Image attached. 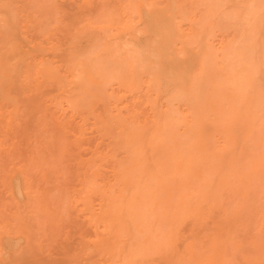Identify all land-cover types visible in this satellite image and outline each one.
<instances>
[{"label":"bare ground","instance_id":"1","mask_svg":"<svg viewBox=\"0 0 264 264\" xmlns=\"http://www.w3.org/2000/svg\"><path fill=\"white\" fill-rule=\"evenodd\" d=\"M12 1L0 0V151L6 150L10 155L16 150L18 142L15 143V139L9 136L11 139L6 141L7 145L6 137L17 125L15 123L21 112H27L22 117H28L38 104L44 105L38 101L44 97V92L50 96L45 109L56 114L54 117L58 119L62 134L54 143L70 132L74 145L76 142L82 144L87 129L99 135L97 142L104 145L103 151L94 153L85 166L78 163L83 169L79 188L78 185L76 189L72 188L69 196L63 194L68 201L63 208L78 211L91 230L87 233L86 239H91L85 248H80L84 246L81 240L78 241L82 254L85 256L86 252L96 250L99 255L93 258L96 263L91 259L95 264H133L142 247L147 248L157 236H150L153 223L150 217L153 214L156 215L154 223L162 219L171 225L195 217L197 225H202L212 216L201 219L202 213L218 208L223 218L233 216L235 231L231 235V225L218 226L211 218L207 233L208 248L193 258L194 264H214L215 261L216 264H226L224 257L228 256L227 251L231 255L238 254L239 259L248 264H264V9L261 0H233L231 5H228L230 0H224L228 4L223 0H125V4H118V14L106 12L100 18H96L95 13L92 14L96 15L94 18L85 14L82 19L78 16L80 19H75L70 27L63 24V20H57L61 13L53 11V1L49 0H40L39 9L42 10L37 16L24 11V15L19 17V26L12 25ZM29 4L32 5V2ZM56 15L59 18L56 19ZM61 26L70 37L67 50L54 38ZM33 30L41 34L40 44L33 43L36 33L30 38L26 36ZM219 31L222 34H219L215 52L211 49V37ZM136 33L147 38L146 46L138 47L142 51L132 44V37L139 35ZM126 36H131L130 41L123 43L122 39ZM116 48L124 51L119 60L124 64L122 71L119 69L122 65L111 63L108 67V62L115 57ZM61 51L68 52L67 61L66 56H61L66 61L63 74L58 71V62L49 60L50 56ZM114 67L119 70H114ZM29 83L33 84V89L32 85L24 88ZM42 87H47V91L50 89L49 93L45 90L40 92L43 95L38 100L37 97L31 99L32 92L37 93ZM113 89L117 91L114 93ZM17 91L28 93L30 100L38 104L34 101L36 105H32L33 102L31 104L22 99L28 104L21 107V95ZM139 96L149 111L146 113L148 111L145 110L144 114L148 117L143 119L139 118L137 111H123L122 106L119 107L122 99L131 97L139 101ZM125 104H122L123 108ZM72 119H78V122L74 130H69L66 125ZM90 120V125H87ZM24 121L28 122V119ZM51 122L48 121L49 126H58ZM48 123H42V127ZM54 136L48 137L49 140L52 141ZM65 138L62 142L67 145ZM30 139L26 138V143H31ZM68 141L72 142L71 138ZM45 143L47 147L52 144ZM57 143L54 147L57 145L59 149ZM63 144L60 146L63 147ZM63 149L67 150L65 146ZM54 151H48L49 155L57 153ZM48 152H45L47 161L50 160L48 166L51 170H48L53 173L59 161L65 162L61 157L65 154L54 157L61 159L57 161L49 158ZM118 152L122 153V157H117ZM31 155L21 159L20 163L9 160L11 155L7 163L0 165V186L14 203L9 206L16 207L11 215H5L7 208L4 211L5 205L0 204V264H7L4 263L6 256L9 252L15 253L21 241L25 240L26 244L33 237L34 243H38L31 236L34 232L31 233V225L23 220L26 217H21L24 211L21 212V195L28 198L29 212L32 208L31 212L43 208L45 215L50 211V201L48 204L42 202L46 188L41 191L34 189L26 177L24 182L21 181V176H26V164L35 163L33 169L43 170V173L47 170L39 167L35 151ZM35 159L37 162H34ZM52 160L57 162L53 168ZM39 188L42 187L39 185ZM68 189L71 190L69 185ZM223 200L227 201L229 208L224 206ZM44 211L39 210L40 213ZM22 215L25 216L24 213ZM40 215L39 218L42 217ZM65 218L60 219L64 221ZM56 231L53 233L58 235ZM48 232L52 236V230ZM167 233L169 240L173 238L174 245L176 235L172 226ZM47 235L45 237L49 238ZM43 242H46V247L51 245L50 241L43 239ZM220 244L224 248H220ZM77 251L69 254L73 255L71 259L74 260ZM16 256L14 258L19 259L23 255L20 257L18 252ZM17 261L10 264L20 262ZM73 263L77 262L74 260Z\"/></svg>","mask_w":264,"mask_h":264},{"label":"rangeland","instance_id":"2","mask_svg":"<svg viewBox=\"0 0 264 264\" xmlns=\"http://www.w3.org/2000/svg\"><path fill=\"white\" fill-rule=\"evenodd\" d=\"M9 1L11 2V0H9ZM14 1H12L13 4L10 3V7H11L10 8V11H13V13H14L13 14L12 12H10V14L12 13V17L14 19V21H11L12 25L15 24L16 26H19V23H20V20H21V18H19V17H22L24 15V11H26L27 14H32V15H35V16H37L39 13H41L42 8L39 9V7L41 6L40 0H36V1L35 0H22V1L21 0H16L15 3L18 2L17 4H15ZM30 1L32 2V5L29 4ZM37 1H38V4H36ZM78 1L79 0H76V1L75 0H49V2H52V4H51L52 6L51 5H49V6H51L52 8L54 6L53 11H56V12L58 11V12L61 13V15H59L60 18H59V16L56 15V19L59 18V19H57L59 22H62V20H63L62 23L63 24H68V27H70L73 24V22H74L75 19H80V18L82 19L83 16H85V14H86L87 17L89 16V17H92V18H94V16H96V15H97L96 18H100V16H102V15L104 16L106 14V12L107 13L108 12H112V13L114 12V13L118 14L120 12L119 11L118 4H120V3L125 4V0H122V1L121 0H116V2H115V0L114 1H112V0H91V1L90 0H81L80 2H78ZM226 1L229 2V0H226ZM20 2H22V3H20ZM27 2H28V4H27ZM111 2H112V4H111ZM228 2H225V3L228 4ZM232 2H233V0H230V2H229L228 5H231ZM53 3H57L58 5L57 4H53ZM115 3H117V5ZM89 4H91L92 7ZM91 9H92V11H91ZM20 10L21 11L23 10V11L20 12ZM64 11L65 12H68V13H65ZM76 11H77V13H74ZM116 11L117 12L119 11V12L117 13ZM81 12H82V14H81ZM83 12H85V13H83ZM98 12H99V14H98ZM93 13H95L96 15H92ZM17 14H18V16H17ZM70 15H72L73 17L70 16ZM78 16L80 18H78ZM117 18H118V16H117ZM11 20H12V18H11ZM64 21H67V22H64ZM0 31H2V29H0ZM57 31L55 32L54 38L58 41V43H60V45L64 44V45H62V47L64 48L66 46L65 47V50H67L69 48V46H70V44L67 43L68 40L70 39V37L68 36L66 30H64L62 26L59 27ZM62 31H64V33H62ZM37 32H39V31L33 30V31H31V33H27L26 36L30 38V37H32L31 34L33 35L34 33H36L35 38L34 37L32 38V40L34 41L33 43H37L38 42V44H40L42 42V37H41V34L40 33H37ZM59 32L62 33V34H60ZM56 33H59V35L56 34ZM214 34H215V36L213 38L211 37V39H212L211 40L212 41L211 49L216 52L217 51L216 48L218 46V39H220L219 34H222V31H219L218 34H217V32L214 33ZM135 35H138V37L136 36L138 39L136 37H132V44H133V46L134 45H135V47L137 46L136 49L138 47L140 48L142 46L145 47L146 46V43L145 42L147 41V38L145 37V35H143L141 33H136ZM135 35H133V36H135ZM131 36H130V38H131ZM60 37L64 38L63 41L62 40L60 41V39H62ZM22 38H23V35H22ZM37 38H38L39 41L37 40ZM130 38H129V36H126L125 38L123 37L122 42L123 43H126V42L130 41ZM43 44H44V42H43ZM141 49H139V50H141ZM121 50H123V49L122 48L121 49H117V48L115 49V52H116L115 57L116 58L114 57L111 61L108 62V67H109V64L111 66V63L112 64L114 63L117 66L122 65V68H119L122 71L124 64L122 63V61L119 62V60L121 58V55L124 54V51H121ZM119 51H121V52H119ZM67 53H68L67 51L66 52L65 51H61V52H59L58 55H54L52 57L50 56V58H49V60H51V61H54L56 63L58 62L57 63V66H58V71H59L60 74H63L62 69H63V71L65 69L64 63H66V61L68 60V56H67L68 54ZM61 56H64V57L66 56L67 57V58H65L66 59L65 62H64L65 59L62 58ZM61 65H64V66H61ZM111 69H112V72H113V68H111ZM116 69H118V67H114V70H116ZM30 85H32V88L31 89H33V84H30V83H29V85L26 84L24 88L25 89H28ZM111 88H114V86H112ZM46 89H47V87H42V88H40V91H38L37 93L36 92H32L33 93V96L30 94L31 95V97H30L31 99H33L34 97L35 98L37 97V100H38V98H40L44 94V97H41L42 100H40L41 98L38 100V101H40V103L43 102L44 105H39L37 101L30 100V98L28 96L29 95L28 93L22 94L20 91H19L20 93H18V91H17V93L21 95V96H19V99L21 100L20 101V104L22 103V106L20 105L21 107H24L25 105H27L30 102H31V104L33 102L32 105H36V103H37L38 104L37 106H39V107H37V106L35 107L34 106L35 107L34 110L29 114L28 117H22L23 115L26 116V113L27 112H25V111H23V112H25L24 114H23V112H21L20 115H18L17 120H16V123H15L17 125L14 124L15 126H13L12 129H11V131H9V134L10 133L11 134L10 135L7 134L8 137H6V140H5V142H6V141H9L11 138L12 139L14 138L15 139V143L18 142V145L17 144L15 145V146H17V148H16V150H14L12 152L13 154L10 153V155L8 154V152L6 150L5 151H0V162H2V163H0V165L4 164V162L7 163V160H8L7 158L10 157L11 155L14 158L11 157V158H9V160H15L14 163H20V161H22L21 159L24 160V157L26 158L27 155H29V154H30V156H32L31 153L33 151H35L37 153V155H35V156L38 158L37 160L40 162V166H39L38 163H36V164H38V166L39 167H42L44 170H46V169L47 170L44 172L45 174L43 173V170H41V168H40L41 171L38 170L39 172H42L41 173V176H40L41 178H40L39 177V172L37 170H34L33 169L36 166V165H34L35 163L26 164L25 165V169H24V174L26 176H21V181L24 182V180H25L24 177H26L27 181H29L32 184V186H33L34 189H37L38 188V189H40L39 191H41L42 189H45L46 188L47 192H46V190L43 191V192L46 193V195L44 196V199H42L43 197L41 199L43 200L42 201L43 204H48L49 203V210L50 211H47V212L48 213L50 212V213H49V215H47L48 214L47 213L46 214L47 217H45L46 216L45 215L46 212L43 210V208H41V209H38L37 208L38 210H36V207H34V209L36 210L34 212H36V214L38 213L37 214L38 216L36 214H34V216H35L34 217L32 215V213H34V212H31L33 210V208H32V210H30V212L28 211V206H29V204H28V198L25 195H23V194L21 195V197L19 199L20 205L22 207L21 212L23 210L26 211V212L23 211L21 213V217H26L25 218L26 221L23 218H21V219H23L24 222H26L27 224H29V226L31 225L30 226L31 233L34 231L31 236H34V239L39 244L36 243L37 244L36 245L34 243V240H32L33 237L28 242H26V244H29V246H25L26 245L25 244V240L21 241V243L19 244V246L16 248L17 251L15 253L12 252V254H11V252H9L10 255L8 254L6 256L4 263H7V264L9 263L10 264L13 261L14 262L17 261L18 258H14V256L17 257L16 254L19 252V256L21 257V255H23L21 258L23 260H25V262H22L21 261L22 259L19 258L20 260L18 259L17 262H19V261L20 262L17 263V264H66V263L67 264H70V263H73L74 260L78 264H83V263L84 264L85 263L87 264L88 262H89L88 264H93L94 263L93 261H95V263H96V260H94L93 258L96 255H98L97 254L98 252H96V250H93V252L89 251V252H86V255L84 256V254H82V251L83 250H80L79 249V247H80L79 244L82 243V246H84V247H80V248H85V245L88 244V240H90L91 238L90 237L89 238L87 237V239H86V236H88L87 233H90L91 230H89L88 227L84 224V222L82 221L83 220L82 219V215L78 211H76L74 209H71V208H70L71 210L70 209L65 210V208H63L64 205L65 206L68 205V201H67L66 197L63 194H65L66 196H69L70 191H72V188L73 189H76L77 188V185H78V188H79V181L82 178V173H83L82 165L85 166V164L88 162L89 158H91L94 155V153L97 154L98 152L103 151V149H104L103 146L104 145L102 143H99V141L97 142V140H99V138H98L99 135H97L96 133H93L94 132L93 130H88L87 129L86 134H85V137H84L85 139L82 140V144H81V142H76L75 145H74V141L72 139V137H73L72 135L73 134H72V132H70L71 135H70V133L67 134V135H64L66 137L65 139H67V140H65L67 142V145L66 144H63V142H62L63 139H64V136H63L62 137L63 139H61V140L59 139V142L58 143L56 142L58 144V147H60L59 148L60 150L57 149V145H56V147H54V144H56V143H54L53 141L56 140V139H58V136H62V134L59 132L60 131V127H59L58 119L56 117H54V116H56V114H54V113L51 114V112H50L51 110L45 109V108H47V105H48V103L46 102V100L49 99V97H50V96L45 95V94H47L46 92H44ZM16 90H19V89H16ZM49 90L48 91L46 90V91L49 93ZM51 90L53 91V89H51ZM113 91L115 93V91H117V90L116 89H113ZM40 92L41 93L44 92V93L42 95H40L41 94ZM22 99H24L25 101L27 99L28 100L27 101L28 103H26ZM124 99H126V100L124 101ZM124 99H122L120 101V104L121 105L119 104V107L122 106L121 109L123 111H125L127 109H128L127 111H129V112H132V110L137 111L138 116H139L140 119H143V118L148 117V114L147 115L144 114L148 110L145 109V106L143 105V101L141 103V99H142L141 96H139L140 103H139L138 100H134L131 97H127V98H124ZM22 101H24V102H22ZM34 101L36 102L35 104H34ZM128 101H130V103ZM124 103H126V104L124 105L125 107L123 108V105L122 104H124ZM23 104H25V105H23ZM139 104H141V105L139 106ZM135 107H136V109H135ZM142 107H143V109H142ZM41 108L42 109H45V111L47 112V115L49 117H51V118L48 119V121L51 122V120H52L53 122H51V123H54L52 125H58L57 126L58 128L56 126H53V127L49 126V123L47 121L48 116L45 114L46 112L44 110H41ZM38 109H40V110H38ZM143 110H144V112H143ZM41 112H43V115L41 114ZM146 113H149V111L146 112ZM32 114H34V115H32ZM35 115H36V117H35ZM26 119H28V122L24 121ZM42 120H44V121L42 122ZM70 121L67 122V120H66V122H67V125L66 126L69 128V130L70 129L74 130V128L76 127V124L78 122V119H76V120L75 119H72ZM23 122H25L26 125L23 124ZM44 122L45 123H48V124H43V127H42V123H44ZM69 122L71 123L70 125H69ZM90 123H91V120L88 122L87 125H90ZM47 125H48V127L46 128L45 126H47ZM54 127H56L57 129H59L58 132H57V129L54 128ZM52 128L54 130H52ZM13 129L16 132V134L15 133L13 134ZM46 129L48 130V133H47L48 135L46 134V132H47ZM49 130H51V133H49L50 132ZM54 133H56V136H54ZM23 134H25V135H23ZM41 134H42V136H41ZM52 134H53L54 138L51 141V140H49V138L50 137L51 138L53 137ZM93 134H95V136L92 137ZM13 135L15 137H13ZM43 135H45L46 137L43 136ZM9 136L10 137L12 136V137L9 138ZM24 136H27V137H25V139L28 138V137L31 138L30 140H31V143L32 144L30 143V141L28 143H26L25 139H22V137H24ZM68 136L69 137L71 136L70 138H71L72 142L68 141V139L70 140V138ZM16 137H19L20 139L17 138L18 139L17 140ZM37 137L38 138L40 137V138L38 139ZM22 140H24V141H22ZM90 140H91L92 143H90ZM39 141H41V142L44 141V142L43 143H40ZM56 141H58V140H56ZM84 141H85V144H84ZM93 141H94V144H93ZM36 142H37V145H36ZM45 142H48L47 145H49V144L52 143L51 145H53V147H51V145H49L48 147L45 146V144H46ZM66 142H64V143H66ZM6 144H7V142H6ZM60 144H63V147L65 146V149L67 148V150L65 151L63 149L62 145L60 146ZM69 144L72 145V146L69 147ZM36 146H38V147H36ZM41 146H43V147L41 148ZM101 146H102V148H101ZM29 147H30V149H29ZM68 147L70 148V153L68 152L69 151V148ZM54 148H56L57 153H54L56 155H54L52 153L53 154V157H52V154L49 155L50 154L49 152H53L54 151ZM14 149H15V147H14ZM40 149H42L43 152L40 151ZM45 149H46V151H45ZM44 151L45 152H48L49 151L48 152V155H47L48 157L51 156L49 158L59 157L62 154H65L66 155V156L65 155L61 156V157H64L65 162H60L59 160H61V159H58L57 158L58 159L57 160L56 158H54L57 161H59L58 164L61 163L60 165L57 164L56 160H52V162H53V164L51 165L52 168L54 167L53 165H56L57 164L56 167L53 168V173H52V171L50 172L51 168L48 166V165H50V164H48V163H50V160L47 157L48 160H49V161H47V159L45 157L46 153ZM56 151H54V152H56ZM60 151H61V153L59 154ZM40 154H41L42 157H40ZM121 154L122 153L118 152L117 153V157L118 156L119 157H122ZM117 157H116V159H117ZM16 159H18L19 161L16 160ZM44 159H46V160H44ZM41 160L44 161L45 163L42 162ZM74 160H75V162H74ZM34 162H37L36 159L34 160ZM41 162H42L43 165L47 163L44 166L45 167L47 166L49 168H45L43 165H41ZM54 162H56V163H54ZM21 163H23V162H21ZM78 163H81L82 165H80ZM57 167H59V168L56 170ZM60 168L62 170L59 171ZM48 169H50V170H48ZM29 170H30L31 173L28 174V171ZM104 170L107 171V169H105V168H104ZM47 171H49V172H47ZM56 172H57V174H56ZM33 176H34V178H33ZM104 177H106V174H105ZM107 177H108V174H107ZM32 179L37 180V181H35L36 183H34L33 182L34 180H32ZM38 181H39V183H38ZM38 184L42 188H39V185ZM68 185H69V188H71V190L68 189ZM61 186L62 187L65 186L66 187V189H65V187L63 189H61L62 192L60 191V188H62ZM56 187H58L59 189L56 188ZM64 191H66V192L64 193ZM47 195L48 196L50 195V196L48 197ZM0 196L3 197V199L1 197L2 200L0 199V201H1L0 204H4L5 205L4 211L7 208V211L9 212V213H6L7 211H5L4 212L5 215L6 214L7 215H9V214L11 215L13 212H15L16 207L14 206L15 207L14 208L12 206H9V205H12V204L14 205V203L12 201H10L6 197L5 191L3 190V188L1 186H0ZM63 197H64V199H63ZM4 199H6V200H4ZM7 199H8V201H7ZM55 199H56V201H53ZM44 200L46 202H44ZM65 200L67 201L66 203H65ZM48 201H50L51 203L48 202ZM53 202H54V204H53ZM56 202H58V204ZM10 203H12V204H10ZM223 203H224V206L226 208H229L227 206V204H226L227 203L226 200H223ZM61 204H62V206H59ZM54 205H56V207L57 206L60 207V209L54 207ZM10 207L13 210H11V209L9 210ZM95 207H97V206H94V208ZM67 208H69V206ZM53 209L54 210H58V211H53ZM39 210L40 211L42 210L44 212L43 213L41 212L42 213L41 214L39 212ZM51 211H53V212H51ZM59 211H60V214L62 216L58 213ZM23 213H24L25 216L22 215ZM27 213H29V214H27ZM53 213H54V215H53ZM56 213H57V215H56ZM43 214L45 216H43ZM77 214H78V216L80 218H78V216L76 217ZM211 214H212L211 218L214 219V221L218 224V226L224 227L223 225L229 224V225L232 226V228H230L232 230L231 235L234 233V231H235V224L234 223L235 222L233 221L234 219H233V216L232 215H230L228 218H223V215H222L221 210L218 209V208H216V209L213 210V212H210V213L204 212V213H202L201 219L203 217H208ZM39 215L42 216V217L39 218ZM155 216L156 215L153 214L150 217L151 220H152V222H153L152 225H151L152 232H151L150 236L151 235L152 236L153 235H157V236H156V238H154L150 242V244L148 245L147 248H143L142 247L141 252L138 253L137 256L133 259V264H194L193 258L196 257V256H198L199 254H202V250H206L208 248L207 245H208L209 236L207 235V233H208V229L210 228V224L212 223L211 222V218L208 220L207 223L202 224V225H197L198 223H197V220H196L195 217H188L185 220H183L182 222H179V223H176V224H173L172 223L171 225H168L166 222H164L166 220L158 219L157 222L163 224V225H161L159 223H154V217ZM29 217L32 218V220ZM59 217L60 218L66 217L67 219L69 217H71V218H69L67 221H65L66 220V218H65V219H63L64 221H62ZM33 218L34 219L36 218V219L34 220ZM29 221H30V223H29ZM84 225L86 227H84ZM32 226L34 228H32ZM35 226H36V228L38 227L39 229L38 228L36 229ZM170 226L173 227V233L176 235V240H175V244L174 245H172L173 238L171 237V239L169 240V238L167 237L168 236V233L167 232L170 229ZM42 228H43L44 231L46 230L45 231V234L43 233L44 231H42ZM49 229L52 230V233H51L52 236H50V234H49L50 232H48ZM53 229H54V231L57 230L56 232H58V235L56 233H53L54 232ZM78 231H80L79 234H78L79 236L77 235V232ZM82 232L85 233L86 235L85 234H82ZM81 234L85 238L83 236L80 237ZM45 235L49 236V238L47 237L48 238L47 239L45 237ZM91 235L92 234H90V236ZM35 236H36V238H35ZM37 237H39V238H37ZM81 238H84V239L82 240ZM43 239H44V241H46V240L47 241H50V244L51 245H49V243H48L49 246L47 245L48 247H46V244H45L46 242H43ZM54 239H56V240L54 241ZM79 240H81L80 241L81 243L78 242ZM84 240L86 242H84ZM22 244L25 246V248H24V246ZM20 246H21V248H19ZM26 247H28V248H26ZM220 248H224V247L220 244ZM77 250H79L81 252H79ZM73 251L74 252L77 251L76 252L77 255L75 254L76 257L74 255V257H75L74 260L70 258V257L73 258V255H72L73 254ZM187 251H189V252L187 253ZM23 252H25L26 254L24 255ZM20 253H21V255H20ZM70 253H72V254L69 255ZM92 253H94V254H92ZM244 253L247 254V252L245 250H244ZM87 254H90V255L87 256ZM226 254L228 255L227 257H224L225 260H227V263L226 264H248V263H246L245 260H244L245 262L244 261H241V259H239V255L238 254L231 255L228 251L226 252ZM81 255H83L84 257L81 256ZM9 256L13 259V260L11 259L12 261L10 260ZM66 257H68V259L69 258L70 259L69 260L68 259L66 260ZM77 257H78V259H77ZM79 257H81V258L79 259ZM95 259H96V257H95ZM98 259L99 258H97V260ZM8 260H10V261L8 262ZM214 264H216V261L214 262Z\"/></svg>","mask_w":264,"mask_h":264},{"label":"snow or ice","instance_id":"3","mask_svg":"<svg viewBox=\"0 0 264 264\" xmlns=\"http://www.w3.org/2000/svg\"><path fill=\"white\" fill-rule=\"evenodd\" d=\"M262 9H264V0H261Z\"/></svg>","mask_w":264,"mask_h":264}]
</instances>
